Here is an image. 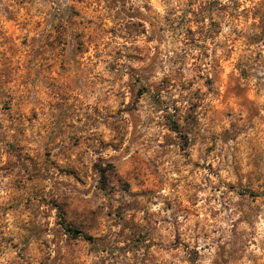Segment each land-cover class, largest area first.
Here are the masks:
<instances>
[{"label":"clouds","instance_id":"obj_1","mask_svg":"<svg viewBox=\"0 0 264 264\" xmlns=\"http://www.w3.org/2000/svg\"><path fill=\"white\" fill-rule=\"evenodd\" d=\"M0 264H264V0H0Z\"/></svg>","mask_w":264,"mask_h":264}]
</instances>
